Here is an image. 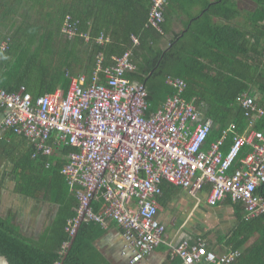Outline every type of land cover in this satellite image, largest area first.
<instances>
[{
  "label": "trees",
  "instance_id": "16d2710c",
  "mask_svg": "<svg viewBox=\"0 0 264 264\" xmlns=\"http://www.w3.org/2000/svg\"><path fill=\"white\" fill-rule=\"evenodd\" d=\"M165 2L158 29L149 21L153 0H0V87L8 93L23 87L33 102L56 90L65 96L72 78L90 79L100 68L102 83L101 71L130 52L135 71L127 77L146 88V116L174 94L167 79H181L187 84L183 98L204 104V117L213 122L206 147L234 126L221 149L226 153L234 134H244L248 126L239 99L245 95L264 106V0ZM177 21L181 29L173 32ZM65 24L73 28L71 37L63 32ZM252 129L262 131L264 117L256 118ZM71 152L64 145L46 157L24 137L0 134V210L8 183L16 195L56 208L36 238L26 236L11 214L0 212V256L9 264H111L95 247L105 234L98 223L82 222L70 249L64 248L71 240L67 221L77 207L60 173ZM249 152L245 145L239 158ZM162 191L159 200L167 205L180 189L164 182ZM256 195L264 199V185ZM223 204L232 206L235 223L229 234L217 232V242L240 253L232 264H264V216L246 220L240 203ZM92 207L99 212L101 200ZM168 262L180 264L170 256Z\"/></svg>",
  "mask_w": 264,
  "mask_h": 264
},
{
  "label": "built area",
  "instance_id": "2783aa9c",
  "mask_svg": "<svg viewBox=\"0 0 264 264\" xmlns=\"http://www.w3.org/2000/svg\"><path fill=\"white\" fill-rule=\"evenodd\" d=\"M165 4L153 0L149 21L155 28L163 22ZM63 32L69 37L74 33L67 24ZM114 62L101 71L102 83L100 68L90 79L72 78L65 96L56 90L33 102L23 87L15 93L0 87V133L24 137L46 157L61 146L73 148L60 171L77 200L75 217L66 226L70 239L82 222L106 228L112 221L121 230L122 256L130 264L144 261L166 244V228L158 220L164 182L197 203L209 185L208 207L229 199L243 206L246 220L264 216V199L256 195L264 185V129H252L254 120L264 117V106L245 95L239 99L248 128L242 135L234 134L229 151L223 154L221 148L234 126L206 147L213 122L204 117V104L183 98L186 82L168 78L174 94L146 116V88L127 77L135 71L131 53ZM245 145L250 152L241 167L233 169ZM99 200L102 208L94 212L92 202ZM170 247L182 264H232L240 256L238 251L217 256L203 243L188 241Z\"/></svg>",
  "mask_w": 264,
  "mask_h": 264
},
{
  "label": "crops",
  "instance_id": "0c3cea01",
  "mask_svg": "<svg viewBox=\"0 0 264 264\" xmlns=\"http://www.w3.org/2000/svg\"><path fill=\"white\" fill-rule=\"evenodd\" d=\"M180 29H181V25L177 21L174 24L173 32H178ZM170 36H171V34L166 36L164 39H162V41H161L162 49H165L168 46ZM247 128H248V126H247ZM247 128H246V130H247ZM1 133H3V132H1ZM230 146H229V148H230ZM229 148L226 151V153L229 151ZM226 153H223V154H226ZM243 158L240 159L238 157V159L236 160L237 161L236 162L237 167H235L234 169L241 167V160H243ZM8 184L12 185V183H8ZM6 187H5V189H6ZM174 188H176V187H174ZM5 189L3 190V192L5 191ZM162 193H163V191H162ZM185 195H186L185 192L180 190L179 193H177L175 195V197H173L172 200H170V202L167 205H164V203H161L159 200L160 211L158 213V220L166 228V231H167V233H166V244L159 245L148 258H146L144 261H142L138 264H171L168 262V256H170V258L172 260L173 259L180 260V264H182L181 258L178 257L174 253L173 249L170 247V246H177L182 241H188V242H190V244L203 243L205 245L206 249H207V247H210V249H208V251L214 252L217 256L223 255L227 252H231V250L229 248H225L223 245H221L217 242V237H216V239H213V240H207L206 236L200 234L194 227H192V228L189 227V230H187V229L185 230L187 232V234H186V236H182L184 238H181L180 237L181 235L178 238V234L180 233V231L182 229H185V226L187 224H189V222L192 223L193 219L198 221V222L199 221L201 222V219L205 217L208 221V220L212 219L214 213H216V212L221 213V214H227V216L232 215V217L234 218L232 206L228 205V204H226V205L223 204L228 199L223 201L221 203L222 205L210 208L205 203V199L207 197V192L205 193L204 191H202L200 193V202L199 203H197L195 200L192 199L194 201V203L190 206H189V204H187L186 201L183 203L181 202V204H180V199L183 200ZM2 196H3V194H2ZM167 196H169V194H167ZM2 199H3V197H2ZM159 199H161V197ZM189 199H191V198H189ZM176 204L180 205L179 206L180 209H178L177 212L178 211H179L178 213L182 212V215H183L182 217L184 219V222L175 230V225H176L175 219L177 220L176 214H178V213H176V212H175L176 214L172 213L171 208H173V205L176 206ZM232 204H234V203H232ZM184 207L188 208L187 209L188 211L184 212ZM54 211L56 212V208L54 209ZM209 214H211V216ZM208 215H209V217H207ZM54 216H55V213H54L53 217ZM53 217H52V219H53ZM234 223H235V219H234ZM170 228H172V231H169ZM104 229H105V234L99 240H97L95 243V247L98 250V252L102 256L107 258L111 264H130L129 260L122 256V245H123L122 243L123 242H122V237H121V230L118 227H116V225L112 221H108V225ZM224 235H227V234H224Z\"/></svg>",
  "mask_w": 264,
  "mask_h": 264
},
{
  "label": "rangeland",
  "instance_id": "374dc122",
  "mask_svg": "<svg viewBox=\"0 0 264 264\" xmlns=\"http://www.w3.org/2000/svg\"><path fill=\"white\" fill-rule=\"evenodd\" d=\"M2 197L0 212L2 215L11 214L14 222L21 226L23 233L28 237L36 238L38 234L50 224L55 213V206L49 203L35 201L30 198L16 195L13 192V186L11 184L7 185ZM185 201L189 206L194 203V201L189 199L186 195L183 200L180 199V204ZM179 206V204H176V206L173 205V208H171L172 213H178L179 211L177 212V210L180 209ZM186 207H184V212L188 211ZM176 215L175 230L184 222L182 212ZM209 215L211 216V214ZM209 215L207 217H209ZM233 224L234 218L232 215L227 216V214L216 212L212 219L208 221L205 217L201 219V222L193 219L192 223L189 222V224L185 226V229L180 231L178 238L180 235L181 238H184L182 236H186L187 234L185 230H189V227H194L200 234L205 235L207 240H213L216 239L217 232L229 234ZM169 231H172V228H170Z\"/></svg>",
  "mask_w": 264,
  "mask_h": 264
},
{
  "label": "water",
  "instance_id": "95a60500",
  "mask_svg": "<svg viewBox=\"0 0 264 264\" xmlns=\"http://www.w3.org/2000/svg\"><path fill=\"white\" fill-rule=\"evenodd\" d=\"M75 236L71 238L70 243L68 245V250L70 249V247L72 246L73 242H74ZM66 255V254H65ZM0 264H9V262L7 261V259L5 257L0 256Z\"/></svg>",
  "mask_w": 264,
  "mask_h": 264
}]
</instances>
